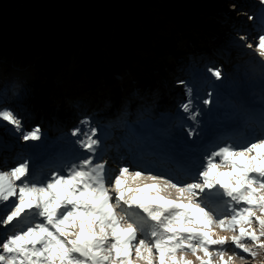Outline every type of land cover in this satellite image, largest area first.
Instances as JSON below:
<instances>
[{
    "label": "snow or ice",
    "instance_id": "1",
    "mask_svg": "<svg viewBox=\"0 0 264 264\" xmlns=\"http://www.w3.org/2000/svg\"><path fill=\"white\" fill-rule=\"evenodd\" d=\"M257 50L264 57V35L259 36ZM207 72L222 79L220 68ZM186 92L189 99L181 108L199 127L200 112L192 111V88L186 85ZM208 96L205 106L210 105L212 93ZM0 120L22 132L25 142L40 138L38 126L23 131L22 120L12 109L0 108ZM80 123L90 124L91 117ZM97 132L92 127L90 135L78 141L91 155L70 163L64 174L53 172L46 181L33 182L27 161L10 171L0 170V204L12 205L0 218V226L29 218L26 227L0 241V264H194L188 252L199 264H214L217 256L219 264H231L232 256L225 259L229 246L241 259L245 254L255 258L264 250V139L211 151L199 179L181 183L144 176L140 170L131 172L128 166L121 167L113 179L106 163L94 162L101 144L94 138ZM71 134L79 136L81 129ZM188 134L195 131L190 129ZM143 151L155 154L147 147ZM129 177L153 182L133 186ZM168 189L176 190V199L162 194ZM212 193L227 198L224 211L228 214L212 207L208 201ZM216 227L232 235H218Z\"/></svg>",
    "mask_w": 264,
    "mask_h": 264
},
{
    "label": "rangeland",
    "instance_id": "2",
    "mask_svg": "<svg viewBox=\"0 0 264 264\" xmlns=\"http://www.w3.org/2000/svg\"><path fill=\"white\" fill-rule=\"evenodd\" d=\"M7 1L8 0H0L1 20L7 19L9 13L12 12V7L7 5ZM186 1V3H183L181 0H151L140 3L134 7L133 10L127 12L129 22L123 26L119 20V9L121 6L127 4L128 1L120 0L111 14V21L103 28L104 32L101 30L104 38L97 43L94 49L91 47L92 45L90 43H84L83 37L76 32L71 36L68 47L62 51L59 59L53 64L48 63L40 65L39 60L43 57L45 50L42 47L38 35L22 36L17 33L5 35L0 32V75L9 72L12 73L14 71L20 73L25 70L35 69V65H37L39 68L38 71L42 74V79H44V81L48 79L53 82L52 87H49L47 90L49 100H57L60 102L74 101L78 104L84 102L86 99L88 101L94 100V104L89 108L90 110L96 109L97 104L98 107L105 109L106 106L109 105V99H111L106 97L108 93H119L122 100H128L130 97L127 93V89L137 85L136 82H139L143 77H147L149 79L145 82L150 84V86H154L156 84L155 81H157V79L154 80V77L157 76V78H159L160 76V74L157 75L155 71L152 72L151 77L148 76L153 70L151 66H149V68L144 66L140 70V67L143 66L142 61L145 60L151 52L155 54L157 63L160 64L164 61L169 62L175 57L181 58L182 56V58H184L185 52L183 49L190 42L197 45V47H193L194 50L192 52L194 53L198 51V45H203L204 47L202 49H206L205 53L209 54H212L214 50L226 52L228 49H236L237 39H235V36L226 41L223 39L226 32L229 34L228 32L232 29L233 23H228L225 27L218 28L215 16L213 17L215 7L221 9L226 6L227 0ZM131 3L132 6H134L135 2ZM230 8L232 7L230 6ZM186 12L191 15H188L189 17H186L185 23L182 24H179L177 19L171 16V14L185 15L187 14ZM263 15V10L260 12L258 11L255 18ZM249 31L251 32V36L247 37V39L249 38L253 43L258 42V35H254L251 30ZM217 37H219V39L222 38V40L215 44L213 39ZM11 43H14L13 48H10ZM249 44L251 43L247 41L246 46L243 45V47L253 52L258 51L257 47L249 48ZM161 45H163V48L160 47ZM175 48L177 50L181 49V54L171 55V53L166 50L171 49L172 51ZM251 58L252 57L248 56L245 59L244 66L251 71H254L256 68L264 71V57L259 56L261 61L255 63V65L250 63L252 61ZM246 60H248V62ZM170 65H173V62H171ZM104 71L107 73L105 74ZM224 78L226 77L224 76ZM174 81L175 80L171 82L172 85ZM258 82L259 80L252 83V85L260 89L261 85L259 86ZM230 83L233 85L235 84L234 86L238 89L235 94L236 98L239 95L247 96V91L244 90V86L250 85V83H243L242 81L236 80L230 81ZM219 85L220 84H216V87ZM262 89H260L261 93L258 94L263 97L262 100H259V103H264V88ZM219 90H222L221 93L225 91V89L223 90L221 88ZM65 92L67 95H64ZM179 99H182V96ZM205 99H202V104ZM152 100H154V97H152ZM186 101L187 99L184 102L186 103ZM51 103L52 105L56 104L54 101ZM121 104H123V102H121ZM250 106H252V104H250ZM85 107H88L87 104ZM197 110L200 112V115L197 116L199 127H197L195 121L188 119V113H185L183 109L180 108L176 113L178 117L172 118L170 128H166L167 130L161 129V136H163L162 141L172 143L170 140H173L177 143V139L182 138V135L188 137L190 140L191 136H189L188 132L192 129L195 132L199 131L201 133L197 141L202 143L204 138L201 136H203V133L207 129L209 130L208 132L215 131L218 126L224 122L220 119V115L216 118H209L204 109L196 108L193 105L192 111L196 112ZM2 122L4 121L0 120V123ZM70 144L71 142H68V144L64 145H67L66 147L71 150L73 144ZM18 147L19 146H17V148ZM29 147L33 149L34 143ZM49 148L50 151L54 149L51 147ZM4 151H7L6 148H4ZM85 158L86 157L83 156L82 159ZM203 159L205 160V157H203ZM212 194L215 198L222 197L225 201L227 199L219 193ZM209 211L212 210L209 208ZM120 214L123 215V213ZM213 214L212 212V215ZM10 226L11 225L6 227L2 226V228L5 229ZM253 227L258 228L259 226L254 223ZM231 235V232L227 234V236ZM247 243L250 245L249 241ZM212 250L214 251L215 249ZM202 254L203 253H199V255ZM262 254H264V252L259 250L257 257L252 258L245 254L244 259H241L240 255L234 254V251L229 246L225 253V259H227L228 256H232L231 264H238L239 262L241 264H261V262L264 261L262 260L264 257ZM186 255L188 259L196 260L195 256L190 252ZM133 259H135L134 255ZM214 264H219L218 256L214 257Z\"/></svg>",
    "mask_w": 264,
    "mask_h": 264
},
{
    "label": "trees",
    "instance_id": "3",
    "mask_svg": "<svg viewBox=\"0 0 264 264\" xmlns=\"http://www.w3.org/2000/svg\"><path fill=\"white\" fill-rule=\"evenodd\" d=\"M119 1L8 0L7 5L12 7V12L7 19H0V32L5 35L10 33L22 36L38 35L45 50V57L40 60V65L53 64L68 47L71 36L76 32L83 37L84 43H90L94 49L104 38L103 28L111 21V14ZM127 1L128 3L119 9V20L123 26L129 22L128 11L133 10L140 3L151 0ZM131 2H135L136 5L132 6ZM188 15V12L185 15L171 14L179 24L185 23L186 17L191 14ZM13 47L14 43H11L10 48Z\"/></svg>",
    "mask_w": 264,
    "mask_h": 264
},
{
    "label": "bare ground",
    "instance_id": "4",
    "mask_svg": "<svg viewBox=\"0 0 264 264\" xmlns=\"http://www.w3.org/2000/svg\"><path fill=\"white\" fill-rule=\"evenodd\" d=\"M228 1V0H227ZM239 11L240 10H236V12L235 13H239ZM215 15H213V17H214ZM261 20H262V22H264V15L261 17ZM261 22V23H262ZM259 28H258V37L257 38H259V36H261V35H264V27H262V26H258ZM243 33H245V34H247V35H251V32H249L248 30L247 31H245V32H242V34ZM242 37H236L235 39H237V44L238 43H243L242 44V46H241V48H240V52L241 53H243V51L244 52H246V53H244L241 57H240V61H238V62H241L242 60H244L245 61V59L248 57V56H250V57H252L251 59H252V61L250 62V63H252V64H254L255 65V63H257V62H260L261 60H260V58H259V54H258V51H256V52H253L252 50H247L246 48H244L243 47V45H245L246 46V43H247V41L248 42H250L251 44H252V47H257V45H258V42H256V43H253L249 38L245 41V39H241ZM256 38V39H257ZM218 39H219V37H217V38H214V40H213V42H216V41H218ZM175 40V39H174ZM258 40V39H257ZM221 42V41H220ZM160 47H162L163 48V45H161ZM186 49H192L193 47H196V45L193 43V42H191V44H187L186 46ZM204 46L203 45H199L198 46V48H197V52H196V54H200L201 53V50H202V48H203ZM238 47H239V45H238ZM244 48V49H243ZM159 49V48H158ZM167 50V52H169V53H171V55H176V53H175V50H172L171 51V49H166ZM200 51V52H199ZM228 53V50L225 52V54H227ZM177 61L178 59L177 58H174V60H171V62H174V61ZM247 61V60H246ZM143 62V66H141L140 67V70L142 69V67H144V66H146L147 68H149V66H151V68L153 69L152 71H151V73H149V77H151L152 76V72L153 71H155V72H157V73H161L160 71H161V66L163 65V62L162 63H157V59H156V57H155V54L153 53V52H151L150 54H149V56L145 59V60H143L142 61ZM178 63H181L180 61L178 62ZM183 65V64H182ZM182 65H179V66H182ZM167 66V65H166ZM256 67V66H255ZM168 68H170V70L171 71H173L174 73H175V71H174V68H173V66L171 67V66H169ZM245 71H244V73H243V76H242V78H244V76L248 73V71H251L250 69H247V67L245 66ZM255 70V69H254ZM156 73V74H157ZM242 73V72H241ZM255 74H256V72H255ZM140 75V74H139ZM138 75V76H139ZM151 75V76H150ZM257 75V74H256ZM4 76V75H3ZM162 76H164V75H162ZM249 78V77H248ZM24 79H25V81H27V82H29L30 83V85L33 87V97H32V103L35 105V107L38 109V106L40 105L39 103H37V102H39V101H41V100H43L44 98H45V95H46V92H47V90H48V88L46 87V82H47V80L46 81H44V79H42V77L40 76V74L37 72V71H31V73L29 74V75H26V76H24ZM147 80H148V78H147ZM262 80H264V77L262 78ZM262 80H260L259 79V82H258V84H259V86L261 85V88L260 89H262V86H264V82L262 81ZM48 81H50V80H48ZM141 81V82H140ZM139 82H136V88L137 89H139V92L140 93H143V89H141L142 88V85L144 84V83H142V82H145L146 80L145 79H141ZM226 81H228V79H226V78H224V83L226 82ZM239 81H242L243 83H250V85H245L244 87H248V88H250L252 91H251V93H253V92H255V87L252 85V83L251 82H247V80H243V79H241V80H239ZM208 80L205 82V83H203V84H205V86L208 84ZM147 85H150V84H146L145 83V86H147ZM221 85L222 84H220L219 86H217L216 87V84L214 85V89L216 90V91H218V94L220 95L219 97H222L223 95H224V93H221V91L219 90L220 88L221 89H226L225 87H223V85H222V87H221ZM151 88L152 87H148V89L149 90H151ZM183 89V87H181L180 88V90H182ZM260 89H258V90H260ZM26 90V89H25ZM129 90V89H128ZM235 90H237L238 91V89L237 88H235ZM263 90V89H262ZM258 93V92H257ZM259 93H261V92H259ZM194 94V95H193ZM64 95H67L66 94V92L64 93ZM114 95V96H113ZM195 96H197V93H195V91L194 90H192V96H191V99H192V102H193V105L196 107V108H202V110L204 109V111H205V113L210 117L211 116V118H216L219 114H221L222 113V111L221 110H219V111H215V110H213V108H212V106L211 105H215V106H218V104H222V103H220V102H218V101H215L214 100V98L213 99H211V103H210V108H209V111L207 112V109H206V106L205 105H203L202 104V99L201 98H197V97H195ZM106 97L109 99V98H111L112 100H114L115 99V94H112V93H108L107 95H106ZM185 99H187V101H188V99H189V97L188 98H186V97H184ZM205 98H207V96L205 97L204 96V98L203 99H205ZM262 99V98H261ZM87 100V99H86ZM143 102H146V101H149V99H146V98H142L141 99ZM54 102H56V104L55 105H57V106H59V107H64V109L67 107V105H68V102H66V103H61V102H59V101H57V100H53ZM186 101V102H187ZM243 101V100H242ZM243 103L245 104V105H247V101L246 100H244L243 101ZM29 105H31L30 104V102H29ZM60 105H62V106H60ZM41 107L43 108V104H41ZM152 108H154L155 109V107H152ZM69 109H71V107L69 108ZM158 109V108H157ZM55 110V109H54ZM56 112H57V110H55ZM59 113L60 112H58L56 115H55V118H53L52 120H57L59 117H61V116H59ZM38 114V113H37ZM181 114V113H180ZM59 116V117H58ZM18 118V117H17ZM19 119V118H18ZM36 121V120H35ZM38 121H40L39 119H38ZM131 122L129 121L128 122V125H127V127L128 128H130V126H131V124H130ZM232 125H234V126H236V125H238V122H236V123H232ZM140 126H142V125H140ZM68 126H65L64 125V127H62V128H67ZM12 128H14V126H12ZM15 129V128H14ZM209 130L207 129L205 132L207 133ZM59 132V131H58ZM57 132V133H58ZM66 134H69L70 133V131H66L65 132ZM177 134V133H176ZM178 135V134H177ZM182 135V134H181ZM58 136H59V134H58ZM57 135H53V136H48V137H50V138H52L53 137V139L55 140V141H61V138L60 137H58ZM199 136H200V132L199 131H197V132H195V134L194 135H192L190 138L192 139V140H194V141H196L198 138H199ZM84 139V136L83 135H79V136H71L69 139H68V142H71V144L70 145H72L73 147H72V149L70 150L69 148H65V149H63V152L64 153H70L71 151H73V153H74V158H75V160L74 161H72V162H78L79 160H82V158H83V156H85L86 155V153H87V151L85 150V149H80V145H79V143H78V141L79 140H82V138ZM182 138H180V139H177L180 143H183V142H186V140L188 139V137H186V136H184V135H182L181 136ZM44 139V138H43ZM259 141V140H258ZM68 144V143H67ZM3 145V144H2ZM1 145V149H3V146ZM67 146V145H66ZM38 151V150H37ZM194 152H196V154H197V151H194ZM14 152H11V154H13ZM8 155V154H2L1 156L2 157H4L6 160H7V164L5 163V165L3 166L5 169H7V171H10V169L11 168H13V167H16L18 164L17 163H14V164H11L10 162L11 161H13L12 160V156L13 155ZM203 158V155H199V154H197V156L194 158V163L197 165V168H201V166L205 163V161L202 159ZM199 162H201L202 164L200 165V166H198L199 165ZM216 162H219V160L217 159V161ZM1 164V163H0ZM1 165H0V167H2ZM2 167V168H3ZM130 171L131 172H135V171H137V170H140V171H143V170H141L140 169V167H135V166H131L130 168ZM46 173V172H45ZM143 174H144V176H148V175H151V174H148L146 171H143ZM151 176H158L157 174L156 175H151ZM129 179V183L130 184H132L133 186H135L137 183H139V184H146V183H152L153 181H151V180H149V179H143V178H137L136 180H133V178H131V177H129L128 178ZM165 179H168V178H165ZM199 179V177H198V174H195L193 177H192V179L191 180H188V181H190L191 183L194 181V180H198ZM34 182V181H33ZM36 182V181H35ZM163 195H166V196H169L170 198H172V199H176L177 198V193H176V190L175 189H168L167 191H165L164 193H162ZM208 200H209V202H211L210 204L212 205V207H214V208H216V209H218L220 212H222V213H224V214H228V213H226L225 211H224V209H225V207H226V204H225V200L224 199H222V197H217V198H215V197H213V194H210L209 195V197H208ZM3 206H6L7 208H8V206H10L9 207V210L11 209V204H9V203H4L3 204ZM211 210H212V208H210ZM8 210V211H9ZM7 211V212H8ZM7 212H5V213H3V214H1L0 215V218H3L6 214H7ZM213 216H216L217 215V213L215 212V211H213ZM215 231H216V233L218 234V235H224V236H227V234L228 233H230L229 231H221L218 227H216L215 229H214ZM7 233H9V232H6V234ZM232 234V233H231ZM3 235V234H2ZM0 237H2L1 235H0ZM3 237H5V235H3ZM6 238V237H5ZM4 238V239H5ZM141 238H143V237H141ZM230 248L233 250V248L230 246ZM228 249V248H227ZM203 255V254H202ZM193 260V259H192ZM194 261V260H193ZM239 262V261H238ZM194 264H199V262L198 261H194ZM238 264H241L240 262L238 263Z\"/></svg>",
    "mask_w": 264,
    "mask_h": 264
}]
</instances>
